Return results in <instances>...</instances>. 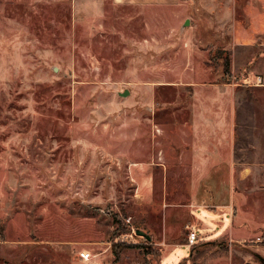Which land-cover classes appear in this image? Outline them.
I'll return each mask as SVG.
<instances>
[{
	"label": "rangeland",
	"instance_id": "374dc122",
	"mask_svg": "<svg viewBox=\"0 0 264 264\" xmlns=\"http://www.w3.org/2000/svg\"><path fill=\"white\" fill-rule=\"evenodd\" d=\"M185 17L165 3L0 0V264H264V37L232 53ZM207 82L234 102L221 183L190 181Z\"/></svg>",
	"mask_w": 264,
	"mask_h": 264
},
{
	"label": "crops",
	"instance_id": "0c3cea01",
	"mask_svg": "<svg viewBox=\"0 0 264 264\" xmlns=\"http://www.w3.org/2000/svg\"><path fill=\"white\" fill-rule=\"evenodd\" d=\"M120 1V0H119ZM142 3H165L182 6L188 17L183 19L193 28L200 23L208 31L212 44L222 42L224 48L233 50L236 47H254L256 40L264 37V0H126ZM254 2V3H253ZM190 12V14L188 13ZM243 12V13H242ZM193 15L195 17H193ZM197 15L199 19H197ZM226 44V45H225ZM233 53V51H232ZM234 69V68H233ZM257 87H263L261 76L254 75ZM260 78V82L258 81ZM188 85L199 86L190 82ZM205 89L203 94L193 98V115L191 122L190 169L191 182L221 183L225 182L223 173L232 177L234 163L230 154L225 155V147L233 143V97L221 92V85L207 82L200 83ZM209 87V88H208ZM256 87V88H255ZM196 91V90H195ZM198 92V91H197ZM185 158L179 156V161ZM141 169L144 163H138ZM139 174V170H137ZM142 182L148 178L141 171Z\"/></svg>",
	"mask_w": 264,
	"mask_h": 264
},
{
	"label": "trees",
	"instance_id": "16d2710c",
	"mask_svg": "<svg viewBox=\"0 0 264 264\" xmlns=\"http://www.w3.org/2000/svg\"><path fill=\"white\" fill-rule=\"evenodd\" d=\"M218 57L222 58V65H221L222 66V76H223V78H226L227 81H230V79H231V60H230V56L226 52H219ZM144 239L147 240L146 238H144ZM112 252L115 255L118 254V252L115 251L114 247H112Z\"/></svg>",
	"mask_w": 264,
	"mask_h": 264
},
{
	"label": "built area",
	"instance_id": "2783aa9c",
	"mask_svg": "<svg viewBox=\"0 0 264 264\" xmlns=\"http://www.w3.org/2000/svg\"><path fill=\"white\" fill-rule=\"evenodd\" d=\"M262 44L264 45V41L262 42ZM258 81L260 82V78H258ZM196 239H197V233L194 230H190L187 235L188 243L193 244L196 242ZM81 255L83 258H87L89 256L88 253L85 254L84 252H81Z\"/></svg>",
	"mask_w": 264,
	"mask_h": 264
},
{
	"label": "water",
	"instance_id": "95a60500",
	"mask_svg": "<svg viewBox=\"0 0 264 264\" xmlns=\"http://www.w3.org/2000/svg\"><path fill=\"white\" fill-rule=\"evenodd\" d=\"M184 23L185 24H188L189 22L187 20ZM126 94H127V91H125V92L122 93L123 96H125ZM135 234L138 235V236H141V237L146 238L148 241L151 240V236L148 233H146L145 231H143L142 229H139V228L135 229ZM260 259L262 261H264L263 258L260 257Z\"/></svg>",
	"mask_w": 264,
	"mask_h": 264
}]
</instances>
